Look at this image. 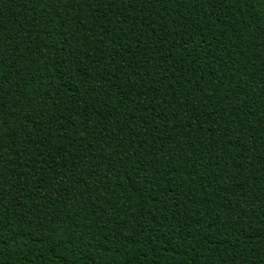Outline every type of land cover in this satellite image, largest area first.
Returning a JSON list of instances; mask_svg holds the SVG:
<instances>
[{
  "label": "trees",
  "instance_id": "trees-1",
  "mask_svg": "<svg viewBox=\"0 0 264 264\" xmlns=\"http://www.w3.org/2000/svg\"><path fill=\"white\" fill-rule=\"evenodd\" d=\"M0 264H264V0H0Z\"/></svg>",
  "mask_w": 264,
  "mask_h": 264
}]
</instances>
